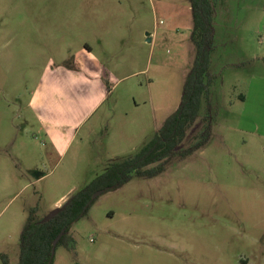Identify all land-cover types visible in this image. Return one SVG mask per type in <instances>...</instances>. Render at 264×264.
<instances>
[{
	"label": "rangeland",
	"instance_id": "1",
	"mask_svg": "<svg viewBox=\"0 0 264 264\" xmlns=\"http://www.w3.org/2000/svg\"><path fill=\"white\" fill-rule=\"evenodd\" d=\"M209 1V141L156 175L97 193L52 264H264V0ZM191 29L189 0H0V264H17L30 208L47 214L177 108ZM87 46L111 74L109 97L55 152L30 95L48 63ZM204 114L203 100L179 149Z\"/></svg>",
	"mask_w": 264,
	"mask_h": 264
},
{
	"label": "trees",
	"instance_id": "2",
	"mask_svg": "<svg viewBox=\"0 0 264 264\" xmlns=\"http://www.w3.org/2000/svg\"><path fill=\"white\" fill-rule=\"evenodd\" d=\"M189 6L192 17L190 40L195 53L182 84L177 108L132 155L112 159L101 174L73 191L63 202L60 210L49 220L40 222L42 217L35 216L36 208H30L19 237L17 264H52L54 253L51 252V248L54 238L63 231L56 246L65 243L70 227L85 214L96 191L115 189L134 176L156 175L162 172L174 157L182 160L207 144L212 130L209 88L217 76L210 70V58L215 50L213 3L209 0H189ZM203 100L205 123L192 137L191 144L179 149L188 129L198 117Z\"/></svg>",
	"mask_w": 264,
	"mask_h": 264
},
{
	"label": "crops",
	"instance_id": "3",
	"mask_svg": "<svg viewBox=\"0 0 264 264\" xmlns=\"http://www.w3.org/2000/svg\"><path fill=\"white\" fill-rule=\"evenodd\" d=\"M110 76L89 46L66 63L50 62L43 69L29 107L51 150L61 153L70 147L80 128L103 108L110 93ZM238 97L246 100L247 94Z\"/></svg>",
	"mask_w": 264,
	"mask_h": 264
},
{
	"label": "water",
	"instance_id": "4",
	"mask_svg": "<svg viewBox=\"0 0 264 264\" xmlns=\"http://www.w3.org/2000/svg\"><path fill=\"white\" fill-rule=\"evenodd\" d=\"M101 190H98L96 191L95 193H93L92 195V198L95 197V195L97 193H99ZM66 199H64L59 205H57L55 208H53L51 211H49L47 214L43 215L42 218L40 219V222H45L47 220H49L51 217H53L61 208V205L63 204V202L65 201ZM63 231H61L53 240L52 242V248H51V252L54 253V250H55V247H56V244L59 240V238L61 237Z\"/></svg>",
	"mask_w": 264,
	"mask_h": 264
},
{
	"label": "built area",
	"instance_id": "5",
	"mask_svg": "<svg viewBox=\"0 0 264 264\" xmlns=\"http://www.w3.org/2000/svg\"><path fill=\"white\" fill-rule=\"evenodd\" d=\"M259 36L261 39H264V32H262Z\"/></svg>",
	"mask_w": 264,
	"mask_h": 264
}]
</instances>
